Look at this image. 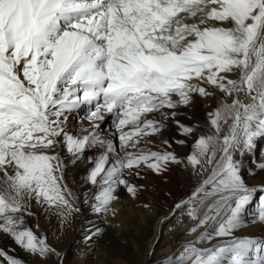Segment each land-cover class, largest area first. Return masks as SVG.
<instances>
[{
    "label": "snow or ice",
    "instance_id": "1",
    "mask_svg": "<svg viewBox=\"0 0 264 264\" xmlns=\"http://www.w3.org/2000/svg\"><path fill=\"white\" fill-rule=\"evenodd\" d=\"M199 99L216 106L193 118ZM261 139L264 0H0V234L40 264L61 254L34 231L33 206L61 225L80 213L89 197L65 175L81 165L97 216L121 188L136 197L131 176L201 177L170 215L204 231L161 264H264V236L241 234L264 226V183L241 159ZM10 252L0 264H27Z\"/></svg>",
    "mask_w": 264,
    "mask_h": 264
},
{
    "label": "rangeland",
    "instance_id": "2",
    "mask_svg": "<svg viewBox=\"0 0 264 264\" xmlns=\"http://www.w3.org/2000/svg\"><path fill=\"white\" fill-rule=\"evenodd\" d=\"M215 106L216 102L213 99L207 101L199 99L194 113H188V115H192L193 118H195V115H200L202 117L204 113ZM181 111L187 112V109H181ZM177 118L185 123L188 122L186 116H179ZM169 124L170 128L165 130L163 134L164 138H168L173 134L174 125H171V122H169ZM153 139L157 138L153 137ZM173 147L181 156L189 151L187 146L173 145ZM241 159L242 168L245 172V179L250 184L264 183V173H257L255 177H249L248 175V173L255 168L257 162L264 161V139L258 140L254 150L244 155ZM83 172V165L79 168L70 167L66 172L65 180H69L71 188L74 184H77V187L71 189L74 193H77V196L87 194L88 197H91L92 193L87 191L88 186L84 184ZM129 179H132L134 182L140 180V183H143L146 191L141 193L140 198L136 200L137 202H135L134 199L133 201L129 200V194L125 191L123 196L121 198L119 197L120 199L111 204V211L104 216H97L94 212L86 216L81 211L80 213L73 215L67 222L61 225V221L58 217L48 216L40 211L38 206H33L32 210L36 212L37 215L30 223H38L40 229H34L36 234H46L48 243H50L57 252L61 254L59 257L55 256L56 264H66L67 259H69L74 253L79 257L78 264H98L102 252L99 244L101 237H94L93 241H88L85 238L88 235L87 230L92 225L96 226L97 222L103 225H111L110 223L118 225L123 223L129 224L137 233L136 236L133 237L129 252H127L125 256H118L116 258V264H161L162 257L170 256L176 251L178 244L186 243L182 240H188V238L190 241L195 240L196 238L193 237L200 235V233L204 231V229L201 228L194 235L186 234L189 233V230L193 226H195L196 222L187 217L181 218L180 214L177 213L167 224L169 227L166 225L163 230H161V239L159 240V243L155 244L154 249H152V251L154 250L153 253H151L148 258H145L146 243L151 236V232L157 221L154 219H147V225L143 226L138 225L137 218H140L141 215L146 212L151 215H156L157 217L169 215L173 204L184 192L189 191L191 188L198 185L201 181V177L196 174H190L188 170H185L180 165H171L169 171L165 173V175L158 176L151 171H147L142 173L140 178L131 176ZM258 200L259 194L254 198L252 204L248 206L245 218L257 211L259 207ZM133 202L137 204L133 206ZM145 205H149V207L146 208ZM79 216L81 218L78 224H76V219ZM90 217H92L93 220H91ZM241 234L264 236V226L257 223L243 229ZM9 247L15 249V252H10V254H22V250L19 249L11 239L0 234V248L8 250ZM160 250L165 251L162 253Z\"/></svg>",
    "mask_w": 264,
    "mask_h": 264
},
{
    "label": "bare ground",
    "instance_id": "3",
    "mask_svg": "<svg viewBox=\"0 0 264 264\" xmlns=\"http://www.w3.org/2000/svg\"><path fill=\"white\" fill-rule=\"evenodd\" d=\"M78 127H79V125H75L74 130H75V128H78ZM93 151H95V150H93ZM65 182H66L67 186L70 189H72V188L74 189V187H77V184H74L73 187L71 188L70 185H69V180L68 179H66ZM131 182L136 184V185H138V186H142L138 190L135 198H133L131 195H129V197H128L129 200L133 201V199H134L135 202H137L136 200L138 198H140L141 193L143 191H146V190L144 189L143 183H140L141 182L140 180H137L136 182H134L131 179ZM124 192H125V190L123 188H121L119 190V197L120 198L123 196ZM75 194L77 195V193H75ZM91 197H92V195H91ZM91 197H89V201H90L89 204H83L82 203V206H81L82 212L86 216H88V215L93 213L92 210H91ZM135 204H137V203L133 202V206ZM131 209H132V207H131ZM174 216L169 214L167 216L157 217L156 215H153V214L151 215L148 212H146L143 215H141L140 218L139 217L137 218L138 225H143V226L147 225L146 224L147 223V219H154L155 221H157V223L155 224V226L153 228V231L151 232V236L148 238L147 243H146L145 258H148L150 256V254L153 253L154 250L152 251V249H154L155 244L159 243V240L161 239V235H162V231L161 230H163V228L169 223V221H171L174 218ZM80 218L81 217L79 216L76 219V224H78ZM90 219L93 220L92 217H90ZM88 221H90V220H88ZM110 224L111 225H103V224H101L99 222L96 223L97 227H100V228L103 229V232L100 235L101 239L99 240V242H100L99 244H100V247L102 249V252L100 254V259L98 261V264H116L117 263V259L116 258L118 256H125L127 254V252H129L130 245L133 242V237L136 236V234H137L134 231L135 229H133L129 224H125V223L119 224V225L118 224H114V223H110ZM41 234L38 233L37 235L39 236ZM196 237H193V238H196ZM182 241L183 242H188V241H190V239L188 238V240H182ZM164 251L165 250H162L161 252L163 253ZM16 256L21 258V259H23V260H25V261H27V264H40L39 260L29 257L23 251H22V254H18ZM55 260H56L55 256L51 257V259L48 261V264H56ZM78 260H79V257L77 256L76 253H74V254H72V256L69 259H67V263L66 264H78Z\"/></svg>",
    "mask_w": 264,
    "mask_h": 264
}]
</instances>
